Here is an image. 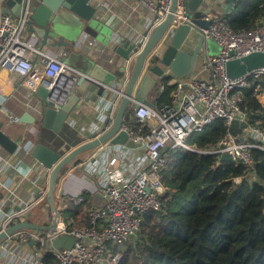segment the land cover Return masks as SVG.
<instances>
[{
    "label": "built area",
    "instance_id": "obj_1",
    "mask_svg": "<svg viewBox=\"0 0 264 264\" xmlns=\"http://www.w3.org/2000/svg\"><path fill=\"white\" fill-rule=\"evenodd\" d=\"M137 1L151 14L150 31L164 19L171 2V0ZM22 3L24 6L18 17L0 12V78L1 75H5L3 79L5 82H9L13 88L21 85L31 95L39 85L48 91L54 90L58 93L54 101V107L57 108L71 92L79 73L68 67L58 56L40 49L34 38L22 37L30 14L29 0H22ZM204 17L209 24L201 29L200 34L203 39L214 40L220 46L216 55L207 56L202 61L201 69L207 73L208 78L175 80L168 104L149 107L138 103L133 106L131 112L134 121L142 127L146 126L147 132L142 134L134 131L126 123L121 128L135 144L139 145L137 149L109 144L102 158L90 157L75 162L65 170V173L68 171L69 174L74 171L96 175L98 181L95 190L105 199L104 207H91L85 225L72 228L71 220L68 219L66 224L62 213L67 208V202L81 204L85 201V196L81 192L70 193L63 200L58 197L63 192H56L59 218L54 229L37 231L21 228L7 234L0 240V253L5 259L26 264H42L35 259L34 252L25 253L20 250L22 246L29 245L43 256L51 255L53 262L50 264H117L119 256L107 251L106 244L122 245L131 240L138 233L143 214L147 211L160 210L161 198L168 190L162 180V169L166 163L168 150L182 149L204 155L216 154L218 157L225 153L247 170L253 169L251 150L259 149L264 152V130L256 124L248 123L247 112L242 108L243 90L252 87L254 96L264 109V63L238 77H231L225 69V64L228 60L254 52L264 55V19L248 31H234L228 26L224 16L206 10ZM189 21L184 14L181 0H178L174 24ZM173 29L174 25L168 26L150 57L169 39ZM91 44L92 41L89 40L84 43L82 49ZM99 62L104 63L102 52L99 55ZM110 63L111 61L107 62L108 65ZM7 97V93L0 90V113L4 116L6 124L18 123L19 116L9 112L5 107ZM37 102L35 99L28 107L38 112ZM113 120L114 113L111 109L102 113L101 121L104 124L95 132L96 135L107 130ZM219 120L227 127V131L215 148L201 151L194 144L186 142L191 134L201 133L208 125ZM233 120H238L239 124H246L242 129L244 133L234 135L229 131ZM27 129L30 136L36 139L39 137V129L35 124L32 123ZM22 139L25 140L24 145L19 146L10 157L20 159L19 161L34 160L32 152L35 149V142L29 139L27 134L22 135ZM2 160L7 166L8 159L4 156ZM37 165L38 171L47 179L49 169L39 163ZM27 173L24 171L22 176L26 177ZM45 191L46 188L34 196L13 187L10 193L17 201V205L13 207L10 205L6 211L2 208L4 200L0 199V233L19 222L45 226L38 216L36 220L30 218L32 212L43 202ZM60 235L73 236L75 238L73 246L69 249L55 248L52 239Z\"/></svg>",
    "mask_w": 264,
    "mask_h": 264
},
{
    "label": "water",
    "instance_id": "obj_2",
    "mask_svg": "<svg viewBox=\"0 0 264 264\" xmlns=\"http://www.w3.org/2000/svg\"><path fill=\"white\" fill-rule=\"evenodd\" d=\"M98 0H29L30 14L26 21L24 38L27 34L34 38L40 49L44 47H62L70 50L80 58L83 71L78 85L84 83L86 88H96L98 96L114 97L120 92L121 99L116 109L113 123L107 130L89 139L81 141L72 146L66 152L60 153L41 142L35 143L32 157L42 167L49 169L47 184L43 202L49 209L50 220L45 226L32 222H19L9 226L0 233V240L7 234L21 228L34 229L37 231H52L58 221L59 212L56 209L57 184L67 166L79 155L95 149L104 143L110 145L120 144L129 149H137L135 144L122 129V125L129 118L130 109L138 103L153 107L149 101V91L156 85V81L168 80L172 77L188 76L192 73L196 57L201 49L203 37L200 34L204 28L200 24L204 20L206 10L212 6L222 7L224 14L230 12L237 0H181L184 14L190 19L187 23L175 25V10L178 0H171L169 11L164 19L158 23L141 42L126 40L121 42L112 37L106 30L104 24L98 18V14L104 7L96 4ZM100 2V1H99ZM22 0H0V12L18 17L23 9ZM174 25L173 34L163 45L161 54L155 58L150 57L159 39L167 30L168 26ZM82 33L92 37L93 41L86 50L81 51L84 45ZM79 34V35H78ZM196 38V39H195ZM196 40L192 51H186L185 46L189 41ZM110 47L119 57L115 69L111 70L99 62L100 48ZM160 50V52H161ZM264 63V55L261 53H250L238 59L228 60L225 69L231 77H238L247 71L258 68ZM76 83V82H75ZM71 90L63 103L57 108L54 101L58 93L54 90L48 91L39 85L32 93L38 100L36 103L39 111L38 116L25 111L19 115V123H40L43 128L51 129L55 133L61 130L64 122L68 119L70 112L76 111L81 91ZM73 92V93H72ZM4 123L0 121V147L6 153L12 155L18 146V141L12 140L4 131ZM245 123L233 120L229 131L236 135L244 133ZM144 147V145H141ZM227 160L229 156L222 154L220 160ZM17 208V207H16ZM75 242L73 236L60 235L52 239L55 248H71ZM32 242H30V245ZM41 252L36 253L40 258Z\"/></svg>",
    "mask_w": 264,
    "mask_h": 264
},
{
    "label": "trees",
    "instance_id": "obj_3",
    "mask_svg": "<svg viewBox=\"0 0 264 264\" xmlns=\"http://www.w3.org/2000/svg\"><path fill=\"white\" fill-rule=\"evenodd\" d=\"M223 15L234 31H248L264 19V0H237ZM167 82L158 106L170 103L173 85ZM243 94L248 123L264 130V109L252 87ZM129 115L127 126L145 134L148 128ZM226 131L219 120L189 140L198 150H211ZM251 155L254 167L247 170L216 154L166 151L162 180L168 190L160 210L144 213L136 237L107 243V251L119 256L117 264H264V152L252 149ZM37 214L38 208L31 215ZM51 262V255L43 256L44 264Z\"/></svg>",
    "mask_w": 264,
    "mask_h": 264
},
{
    "label": "crops",
    "instance_id": "obj_4",
    "mask_svg": "<svg viewBox=\"0 0 264 264\" xmlns=\"http://www.w3.org/2000/svg\"><path fill=\"white\" fill-rule=\"evenodd\" d=\"M96 4H100L104 7V9L101 10L98 14V18L100 19L101 23L104 24L106 30L110 35H112V37H116V39L120 40L121 42L131 40V42L134 43H142L146 39L147 35L150 32L152 17L149 10L138 3L137 0H98ZM211 12L215 15L224 16L223 8L217 7L216 5L212 6ZM29 35L31 36L30 33L26 36ZM80 35H82L83 39L87 42L89 40L93 41L92 37L86 33H82ZM86 41H84L85 44L87 43ZM194 41L196 40H191L188 42V44L185 46L186 51H192L193 47L196 45V42ZM214 43L219 46L216 41H214ZM163 45L160 46L158 50H156V52L154 53V58L158 54L162 53ZM42 49L50 55L58 56L68 67L74 69L79 73L73 90V92L78 90L81 91L79 101L76 104V111L70 112L68 119L63 123L61 130L58 133H55L51 129L43 128L41 125H39L40 123H33L39 129V137L37 139L30 136L31 134H28L27 128L31 124L18 122L8 125L5 123V118L1 113L0 121H3L4 123L3 131L12 140L18 141V146L24 145L25 140L22 139V135L27 134L29 139H31L35 143L41 142L55 151L64 153V151L66 152V150H68L72 146L80 143L81 141L89 139V137H91L93 134H96V131H99V127L104 124L101 121L102 113H105V111L109 112V109H111L115 116L117 106L121 99L120 92L124 90V87L121 88L120 92L112 98L107 95L98 96L96 88L87 89L84 83L78 85L80 77L82 76L81 72L83 71L82 67L81 69L78 67L79 65H81L78 55H75L70 50L66 51L62 47L53 48L47 46ZM83 49L81 51H83ZM85 50L86 49H84V51ZM100 50L104 58V63L102 65L108 69L114 70L119 59L118 55L108 46L102 47L100 48ZM207 56H212L209 53V40L203 39V43L196 57L192 73L188 76L172 77L167 80V83L169 85H173V82L175 80L181 78L183 80L189 78L207 79V73L201 69L202 61ZM110 61L111 63L108 65L107 62ZM4 77L5 75H1L0 90H2L3 93H7L8 95L5 102L6 109L18 116L25 111H29L32 115L38 116L39 114L37 110H31L28 107L30 106V103L35 100V98L31 94H29L26 88L21 85L13 88L9 82H5V80H3ZM156 82V85L149 91L148 94V99L154 104V106L159 105V102L161 101L159 100V97L163 93L164 88L162 81ZM130 120L131 116H129L126 124ZM56 139H59L60 142L57 143ZM107 146H109V144L104 143L95 149L79 155L76 158L77 160L74 159L67 166V168L71 167L75 162L86 160L90 157H95L97 159L102 158ZM4 156L6 157V159H8L7 166H5L4 160H2V157ZM19 160L20 159H17L15 157H10V155L0 147V167L2 166L0 168V199L4 200L5 204L2 206V208L5 211L10 208V205L12 207L17 205V201H15V199L12 197V194L10 193V190L13 187H16L18 191H27L34 196L38 195V193L42 189L46 188L47 179L45 175L41 174V171H38V163L36 164V162L31 159H23L21 161ZM30 167H32L31 170H29ZM24 171L26 173L29 171L26 177L22 176V173H24ZM97 181L98 177L96 175L83 172L79 173L73 171L69 174L68 171H66V173L64 171L60 176L56 191L58 193L63 192L62 195H58L60 199L62 198L64 200L65 196L70 193L81 192L85 196V201L81 204L67 202V208L65 211H63V213H67V220L65 221L63 219L64 222L67 224L68 219H70V226L72 228H80L85 225V222L88 218V210L91 207H104L105 199L100 195L98 191L95 190ZM37 216L41 221L43 220V225H47L49 223V209L44 202H41L39 204ZM37 216L33 215V217L30 216V218L36 220ZM20 250L25 253L34 252L35 259L38 261V263L44 264L43 255H41L40 258H37V251L35 252L32 247H29V245L22 246ZM0 264L26 263H19L13 260L8 261V259H5V257L0 253Z\"/></svg>",
    "mask_w": 264,
    "mask_h": 264
},
{
    "label": "rangeland",
    "instance_id": "obj_5",
    "mask_svg": "<svg viewBox=\"0 0 264 264\" xmlns=\"http://www.w3.org/2000/svg\"><path fill=\"white\" fill-rule=\"evenodd\" d=\"M200 24L202 25V27L205 28L209 24V21L208 20H205V21L203 20V21L200 22ZM218 50H219V46H217V44L214 43V40H209V53H210V55L217 54L219 52ZM78 67L81 69L82 66L79 65ZM189 139L190 138L188 137L187 140H186V142L189 143V144L193 143L192 140H189ZM75 160H77V159H75ZM66 216H67V213H62V217H63V219L65 221L67 220Z\"/></svg>",
    "mask_w": 264,
    "mask_h": 264
}]
</instances>
